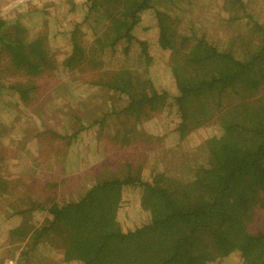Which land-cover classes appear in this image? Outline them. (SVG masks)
<instances>
[{
    "label": "trees",
    "instance_id": "obj_1",
    "mask_svg": "<svg viewBox=\"0 0 264 264\" xmlns=\"http://www.w3.org/2000/svg\"><path fill=\"white\" fill-rule=\"evenodd\" d=\"M31 2L39 4V0ZM235 6L245 4L223 0L222 9L233 14L228 23L254 18L249 12L238 14ZM84 7L80 23L72 27L64 24L69 32L62 27L68 15L64 14L62 23L55 20V27L62 28L56 27L51 34L48 14L40 6L27 10L33 19L38 17L29 28L23 22L25 13L0 18V54L4 53L15 69L37 75L58 64L71 69L86 61L94 67L104 62V50L115 53L117 45L124 43L127 53L135 44L146 62V80L125 70L114 72L111 78V71H104L101 76L108 81L88 87H107L120 99H129L127 111L138 113L144 106L151 110L175 108L177 119L171 125L165 123L164 128L179 142L208 122L218 124L219 129L203 142L208 164L193 174V181L178 182L152 171L148 177L131 171L121 178L100 180L78 202L53 205L41 236L63 233L64 264H218L232 255L239 258V264H264V102L247 95L264 80V40L260 51L241 60L231 50L220 51L205 36H181L176 22L153 8L152 0H87ZM97 13L109 23V34L89 47L82 45L86 29H91V17ZM143 14H151L152 27L158 31L155 55L150 42L135 35L152 30L140 27ZM256 28L264 33V27ZM66 33L69 46L54 48ZM57 50L63 56L59 61L54 55ZM159 55L170 61L173 58L175 66L167 65ZM159 62L166 68L159 77L163 82L152 77L151 68ZM237 84H243L247 94L238 106L223 111L224 96ZM14 90L26 98L28 90L0 83V111L19 104L10 94ZM80 166L78 155L65 165L70 172ZM126 190L141 194L135 206L138 203L147 213L140 223L124 231L117 214ZM255 212L262 214L260 223L252 227ZM15 232L26 237L29 229Z\"/></svg>",
    "mask_w": 264,
    "mask_h": 264
},
{
    "label": "rangeland",
    "instance_id": "obj_2",
    "mask_svg": "<svg viewBox=\"0 0 264 264\" xmlns=\"http://www.w3.org/2000/svg\"><path fill=\"white\" fill-rule=\"evenodd\" d=\"M31 1L34 0H0V18L10 19L25 13L23 22L29 28L38 17L33 19L32 15H27V10L40 6L48 14L52 34L57 31L56 27L66 29L64 24L72 27L80 23L87 2L39 0V4H33ZM242 1L244 7L235 6L240 10L238 14L249 12L254 18L233 23L227 22L233 14L222 9L223 0H152V7L169 15L181 36H205L220 51L231 50L237 59L243 60L262 48L264 33L256 27H264V0ZM73 7L75 11H71ZM64 14L68 15L62 23ZM150 15L143 16L140 27L149 26L152 30L148 34L141 31L135 35L150 42L155 55L158 43L154 39L158 31L152 27L155 22ZM55 20L63 26L55 27ZM105 22L101 13L93 14V31L86 29L82 45L89 47L94 40L109 34V23L106 25ZM69 37L66 33L53 47L66 48ZM125 47L120 43L115 53L104 50V62L94 67L86 61L85 65L71 69L55 63V68L37 75L15 69L8 57L0 54V83L7 88L28 90L24 100L16 90L10 92L19 104L4 106L0 111L1 258L18 257L19 264L23 261L26 264H64L63 233L48 232L41 236L51 218L48 210L53 205L62 207L78 202L98 181L121 178L131 171L144 177L151 171L162 172L169 179L187 183L194 180L193 174L198 169L207 166L208 152L203 142L216 133L218 124L208 122L179 142L176 136L166 134L164 128L165 123L171 125L177 119L173 115L175 108L151 110L144 106L138 113L127 111L129 99H120L107 87H88V84L108 81L107 77L101 76L104 71H111V78L114 72L125 70L146 80V62L139 47L134 44L127 53ZM54 53L57 61L63 58L59 50ZM162 61L172 66L176 63L168 57ZM165 69L162 62L151 68L152 77L158 78L154 81H164L159 77ZM234 88L222 100L223 111L238 106L242 96L247 94L243 84ZM247 95L252 100L264 102V80L258 89H252ZM75 155L82 161V166L76 172L67 171L65 165L73 162ZM140 196L132 190L122 194L117 217L124 231L140 223L147 213L138 203L135 206V200ZM31 209L33 212L20 214ZM261 214L254 213L252 227L260 223ZM20 228L29 229L26 237L16 234V229ZM218 264H239V258L232 255Z\"/></svg>",
    "mask_w": 264,
    "mask_h": 264
},
{
    "label": "built area",
    "instance_id": "obj_3",
    "mask_svg": "<svg viewBox=\"0 0 264 264\" xmlns=\"http://www.w3.org/2000/svg\"><path fill=\"white\" fill-rule=\"evenodd\" d=\"M0 264H19L18 259L14 257L9 258H1L0 256Z\"/></svg>",
    "mask_w": 264,
    "mask_h": 264
},
{
    "label": "crops",
    "instance_id": "obj_4",
    "mask_svg": "<svg viewBox=\"0 0 264 264\" xmlns=\"http://www.w3.org/2000/svg\"><path fill=\"white\" fill-rule=\"evenodd\" d=\"M30 212H33V209H31V211L28 210L26 213H20V214L25 215V214L30 213ZM19 221L21 222V219Z\"/></svg>",
    "mask_w": 264,
    "mask_h": 264
}]
</instances>
